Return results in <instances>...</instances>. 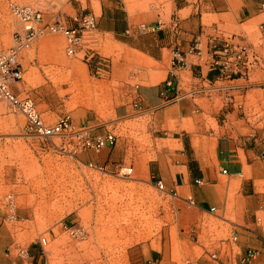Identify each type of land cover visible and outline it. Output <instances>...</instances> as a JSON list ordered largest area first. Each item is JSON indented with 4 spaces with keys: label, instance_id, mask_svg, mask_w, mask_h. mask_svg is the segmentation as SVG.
<instances>
[{
    "label": "crops",
    "instance_id": "1",
    "mask_svg": "<svg viewBox=\"0 0 264 264\" xmlns=\"http://www.w3.org/2000/svg\"><path fill=\"white\" fill-rule=\"evenodd\" d=\"M86 12L96 18V54H111L109 75L99 80L103 106L149 122L157 146L151 177L225 235L211 241L200 225L204 255L188 264H240L250 249L252 264H264V0H73L65 16L43 20L74 26ZM242 46L247 53L236 58ZM176 53L183 61L174 65ZM22 57L21 70L36 66ZM224 60L233 70L223 69ZM83 96L73 93L75 107H99ZM116 151L86 152L81 161L111 164ZM5 216L0 209V264L18 263L21 250L40 264L41 243L27 240L30 220L20 211L14 221ZM160 255L153 250L140 264H178Z\"/></svg>",
    "mask_w": 264,
    "mask_h": 264
},
{
    "label": "rangeland",
    "instance_id": "2",
    "mask_svg": "<svg viewBox=\"0 0 264 264\" xmlns=\"http://www.w3.org/2000/svg\"><path fill=\"white\" fill-rule=\"evenodd\" d=\"M72 2L0 0V52L13 46L15 32L21 29L11 4L32 6L49 17L65 16ZM35 41L19 52V62L25 55L36 66L22 69L14 92L31 98L46 122L68 115L76 129L79 122L91 129L90 134L114 133L117 150L114 163L99 166L91 161L103 171L91 169L81 159L94 151L73 146L71 137L24 135L23 116L0 100V209L7 214L3 200L12 194L15 213L29 219L34 230L27 240L42 245L40 264H140L153 250L160 252L159 261L169 256L178 264L202 257L200 225L208 228L211 241L225 235L211 217L180 203L151 177L149 163L157 146L149 122L116 117L112 107L103 106L104 86L99 80L109 75L111 54H96L109 58L106 72L97 73L96 57L65 55L61 35L46 33ZM77 91L82 99H97L99 107H75L72 95ZM106 96L113 101V95ZM125 165L132 167L131 174L119 176L117 169Z\"/></svg>",
    "mask_w": 264,
    "mask_h": 264
},
{
    "label": "built area",
    "instance_id": "3",
    "mask_svg": "<svg viewBox=\"0 0 264 264\" xmlns=\"http://www.w3.org/2000/svg\"><path fill=\"white\" fill-rule=\"evenodd\" d=\"M11 9L14 16L21 23V29L15 32L13 46L0 52V100L5 101L13 112L23 116L24 135L43 139L71 137L73 146L86 148L94 152H99L104 147L115 146L116 135L114 133L90 134L91 129L85 126L76 129L68 115L59 117L53 123L46 122L31 98L27 96L20 97L13 90L14 85L22 79V70L18 61L20 50L46 33L59 34L64 38L66 56L73 57L82 53L88 59L96 57L97 64L100 65L97 73L106 72L109 58L96 56L98 37L95 16L92 13H83L77 17L74 26H68L61 21L44 22L42 12L29 5L11 4ZM224 49L225 52H228V47ZM199 50V43L195 42L192 51L197 52ZM246 53L247 48L242 46L235 57L240 58ZM182 61L181 54L176 53L173 57V64ZM223 69L233 70V66L228 60H224ZM85 166L103 171L101 167L93 163H88ZM131 172V166H120L117 169V174L122 177L129 176ZM223 173H226V170H223ZM157 185L163 189L160 182ZM3 202L7 209L5 219L14 221L16 206L13 195L8 194L5 196ZM231 238L236 240L237 235L233 234ZM256 255L257 251L248 250L241 259L240 264H252ZM19 257L21 260L16 264H33L26 250H21Z\"/></svg>",
    "mask_w": 264,
    "mask_h": 264
},
{
    "label": "bare ground",
    "instance_id": "4",
    "mask_svg": "<svg viewBox=\"0 0 264 264\" xmlns=\"http://www.w3.org/2000/svg\"><path fill=\"white\" fill-rule=\"evenodd\" d=\"M150 194V193H149Z\"/></svg>",
    "mask_w": 264,
    "mask_h": 264
}]
</instances>
